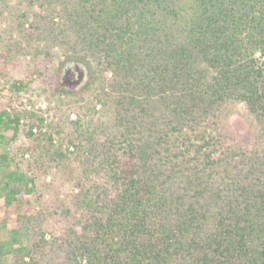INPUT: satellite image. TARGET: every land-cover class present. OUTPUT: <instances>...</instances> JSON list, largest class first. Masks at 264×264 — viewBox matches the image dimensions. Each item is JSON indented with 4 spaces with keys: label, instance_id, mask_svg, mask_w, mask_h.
<instances>
[{
    "label": "trees",
    "instance_id": "16d2710c",
    "mask_svg": "<svg viewBox=\"0 0 264 264\" xmlns=\"http://www.w3.org/2000/svg\"><path fill=\"white\" fill-rule=\"evenodd\" d=\"M59 14L87 77L68 264H264V0H67ZM19 120L0 112V145ZM13 163L0 152V198L22 206L36 182ZM28 217L0 264L32 259Z\"/></svg>",
    "mask_w": 264,
    "mask_h": 264
},
{
    "label": "rangeland",
    "instance_id": "374dc122",
    "mask_svg": "<svg viewBox=\"0 0 264 264\" xmlns=\"http://www.w3.org/2000/svg\"><path fill=\"white\" fill-rule=\"evenodd\" d=\"M64 1L0 0V112L20 115L16 132L12 127L1 129L0 152L7 151L14 159L12 167L18 166L36 182L22 206H6L0 198V240L7 239L17 218L28 213L19 232L32 251L29 264H68L61 239L70 227L79 226L74 198L81 164L68 134L87 77L82 55L71 54L56 35ZM108 119L106 113L95 120L100 124ZM244 122L235 123L236 128ZM30 128L32 136L27 134ZM40 132L42 138L37 137ZM57 150L65 156L57 157Z\"/></svg>",
    "mask_w": 264,
    "mask_h": 264
}]
</instances>
